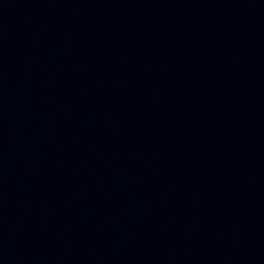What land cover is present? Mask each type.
<instances>
[{
  "label": "water",
  "instance_id": "water-1",
  "mask_svg": "<svg viewBox=\"0 0 264 264\" xmlns=\"http://www.w3.org/2000/svg\"><path fill=\"white\" fill-rule=\"evenodd\" d=\"M0 264H264V0H0Z\"/></svg>",
  "mask_w": 264,
  "mask_h": 264
}]
</instances>
